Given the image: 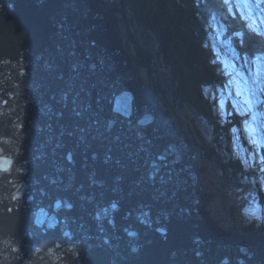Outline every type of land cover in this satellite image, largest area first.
I'll use <instances>...</instances> for the list:
<instances>
[{"label":"water","instance_id":"water-1","mask_svg":"<svg viewBox=\"0 0 264 264\" xmlns=\"http://www.w3.org/2000/svg\"><path fill=\"white\" fill-rule=\"evenodd\" d=\"M108 2L0 0V264H264V234L205 212Z\"/></svg>","mask_w":264,"mask_h":264},{"label":"rangeland","instance_id":"rangeland-1","mask_svg":"<svg viewBox=\"0 0 264 264\" xmlns=\"http://www.w3.org/2000/svg\"><path fill=\"white\" fill-rule=\"evenodd\" d=\"M213 1L216 4L220 2V0ZM232 2L235 14L221 6L215 10V14L225 20L227 17L238 16V23L242 26V28L238 26L239 32L248 39L253 35L264 38V0H232ZM216 4L212 6L209 4L210 9L212 10V7L215 9ZM122 8L127 12L126 25L122 22L120 12L115 15L120 28L122 48L126 49L131 59L135 61V54L126 46L129 42L125 35H137L143 44H146L147 39L142 27L132 26L131 19L134 16L132 6L126 7L123 4ZM216 20L214 19L212 26L214 30L221 32V38L215 39L218 43L215 51L219 52V55L222 54L219 67L228 78L224 75L212 88H204L205 92L201 91V86L199 95L203 100L195 110L188 106L187 97L183 96L180 100L177 94H174L165 77L166 72L156 68L162 63L158 61L155 53L149 57L148 68L141 69L137 61L135 65L140 69L139 75L144 84L150 86V83H154L159 87L167 97L164 96L165 101L177 111L176 114H170L169 111L176 135L186 144H190L191 141L201 154L200 178L204 194H208L210 199L209 202L204 200L205 209L209 212L208 217L215 219L214 222H222L221 228L247 233L241 230L248 223H256L255 217L264 218V200L260 201V195L264 193V53L258 56L259 59H242L234 53L233 48L228 52L220 53L218 46L224 44L222 37L227 35V31L222 25L220 26L221 22ZM229 36L234 35L229 33ZM139 38L133 37V40L136 42ZM225 43L228 45L227 41ZM262 51L264 52V49ZM154 60L157 61L156 65L153 63ZM220 76V73L215 74V79L219 80ZM209 143L217 145L214 153L222 165L228 168L230 165L239 164L233 177L223 173L211 160L205 159L207 151L210 150ZM199 146L203 148L200 149ZM257 223L256 227L264 228V222ZM258 230L250 233L259 232Z\"/></svg>","mask_w":264,"mask_h":264},{"label":"trees","instance_id":"trees-1","mask_svg":"<svg viewBox=\"0 0 264 264\" xmlns=\"http://www.w3.org/2000/svg\"><path fill=\"white\" fill-rule=\"evenodd\" d=\"M124 2L126 7L131 5L133 8L132 26L135 28L137 26L142 27L141 29L147 39L146 44H143L137 35H128L129 44L127 46L133 50L134 59L141 69H146L148 68L149 57L155 53V56H158V61L162 63L156 68L166 72L165 77L172 91L175 92L174 94H177V98L180 100L183 96L187 97L186 100L191 109L195 110L197 105L202 103L203 99L199 95V88L202 86L201 91L207 87L212 88L225 75L219 67L222 62V57L220 58L222 54L219 55V52L215 51L218 44L215 39L221 38V32L214 30L212 26V23L215 22L214 19L219 20L220 26L222 25L227 31V35L222 37L224 44L218 46L220 53L222 51L228 52L230 48H233L234 53L242 59H256L264 53L262 51L264 38L253 35L252 38L248 39L247 36L239 32V28L242 26L238 23V16L227 17L225 20L220 15L215 14V10L219 6L229 9L235 14L232 0H220L217 4L213 0H124ZM209 4H216L215 9L212 7L211 10ZM229 33L234 36H229ZM133 37L139 38V41L136 40L135 42ZM225 41L228 42V45ZM153 63L156 65L157 61L154 60ZM217 73L221 75L218 77L219 80L215 79ZM225 77L228 78L227 75ZM150 84L165 102L166 107L169 103L165 101L164 92L154 83ZM172 110L175 111L173 113H177L176 110ZM216 146L215 143H209L210 150L207 151L205 159L211 160L219 166L223 173L233 177L239 164L235 165L236 167L229 164L228 168L222 165L214 153ZM199 148L202 149L203 146H199ZM218 148L220 147L218 146ZM204 198L207 202L210 201L208 194H204ZM263 200L264 193L260 195V201ZM256 223H248L244 231L246 230L247 233L257 231L260 226L256 227ZM260 230L262 229L260 228Z\"/></svg>","mask_w":264,"mask_h":264},{"label":"bare ground","instance_id":"bare-ground-1","mask_svg":"<svg viewBox=\"0 0 264 264\" xmlns=\"http://www.w3.org/2000/svg\"><path fill=\"white\" fill-rule=\"evenodd\" d=\"M105 5H109V2H108V0H101ZM123 4L125 5V3H124V0H123ZM211 4V3H210ZM110 5H113V3H111ZM123 6V5H122ZM126 6V5H125ZM212 6V5H211ZM120 7V6H119ZM116 8V7H115ZM117 9V8H116ZM163 12V11H162ZM123 13L125 14V15H127V12H126V9H123ZM219 13V12H218ZM130 15V14H129ZM237 17V16H236ZM119 18V17H118ZM124 18H125V16H124ZM137 18V17H136ZM243 24V23H242ZM244 26V25H243ZM116 27H117V30L119 31L120 30V28H118V24H116ZM162 27V26H161ZM134 28V27H133ZM115 28L113 27V30H114ZM116 30V29H115ZM184 30V29H183ZM205 31V30H204ZM118 37H119V39H120V34H119V32H118ZM169 37V36H168ZM120 41H121V39H120ZM125 44V43H124ZM120 46H122V41L120 42ZM127 46V45H126ZM123 49V48H122ZM133 51V50H132ZM128 54V57L130 56V54H129V52L127 53ZM130 58H131V56H130ZM193 58V57H192ZM165 59V58H164ZM169 59V58H168ZM206 59V58H205ZM132 61H130L131 63L133 62L134 64H135V61L133 60V59H131ZM148 61V60H147ZM202 65V64H201ZM135 67L137 68V71H140V69L138 68V66L137 65H135ZM191 70V69H190ZM169 75V74H168ZM189 76V75H188ZM138 77H139V79L141 80V82L142 83H144L143 82V79H141V76L139 75V73H138ZM174 79V78H173ZM150 82V81H149ZM148 82V83H149ZM218 84V83H217ZM148 86V85H147ZM150 89H151V92L154 94V95H156V97H158L159 99H160V101H161V103H162V111H170V114L171 113H173V112H175V111H173L172 109H171V106H169V104H167L166 105V108H164L165 107V102L161 99V97L153 90V88L151 87V85L150 86H148ZM177 88V87H176ZM179 91V90H178ZM213 92V91H212ZM179 93V92H178ZM181 93V92H180ZM152 94V95H153ZM162 94V93H161ZM181 96V95H180ZM186 96V95H185ZM167 98V97H166ZM264 101V100H263ZM189 106V105H188ZM227 106V105H226ZM196 107V106H195ZM178 108V107H177ZM185 109V108H184ZM194 110V109H193ZM231 110V109H230ZM177 112V111H176ZM199 113V112H198ZM194 115V114H193ZM170 116V115H169ZM171 117H169V123H170V126H171V128H172V130H173V133H174V135H175V137H176V139H181V138H179L177 135H176V133H175V131H174V127H173V123H172V121H171ZM206 119V118H205ZM208 119V118H207ZM178 120V119H177ZM208 122V121H207ZM220 122V121H219ZM189 123V122H188ZM258 129V128H257ZM211 130V129H210ZM193 136V135H192ZM181 141H182V139H181ZM182 143H184L183 141H182ZM185 145H187L186 143H184ZM195 147V146H194ZM196 148V147H195ZM197 149V148H196ZM212 162V161H211ZM246 168V167H245ZM201 175V174H200ZM253 180H254V178H253ZM206 196V195H205ZM203 203H204V209H205V202H204V200H203ZM205 212L207 213V214H209V212L207 211V209H205ZM231 212V211H230ZM213 219V218H212ZM214 220L215 219H213L212 220V222L215 224V226L217 227V228H219L221 231H228V232H233V230H228V229H224L223 227L221 228L220 227V223L218 222V221H215L214 222ZM219 224V225H218ZM251 226V225H250ZM260 230V229H259ZM235 232H236V230H234ZM242 231H244V230H242ZM246 231V230H245ZM244 231V232H245ZM256 231V230H255ZM255 231H253V232H255ZM239 233V232H238ZM250 235H252V234H264V229H262V230H260L259 232H256V233H249Z\"/></svg>","mask_w":264,"mask_h":264},{"label":"snow or ice","instance_id":"snow-or-ice-1","mask_svg":"<svg viewBox=\"0 0 264 264\" xmlns=\"http://www.w3.org/2000/svg\"><path fill=\"white\" fill-rule=\"evenodd\" d=\"M257 59H259V57H257ZM246 103H247V101H246ZM11 163L12 162L6 158L0 160V171H4V172L9 171V169L11 167ZM113 207L115 208L116 205L114 204Z\"/></svg>","mask_w":264,"mask_h":264},{"label":"clouds","instance_id":"clouds-1","mask_svg":"<svg viewBox=\"0 0 264 264\" xmlns=\"http://www.w3.org/2000/svg\"><path fill=\"white\" fill-rule=\"evenodd\" d=\"M255 219L257 220V222H264V218H261V217H255Z\"/></svg>","mask_w":264,"mask_h":264}]
</instances>
